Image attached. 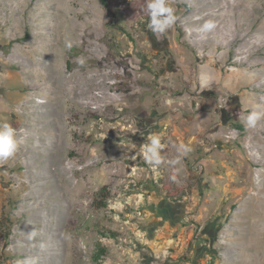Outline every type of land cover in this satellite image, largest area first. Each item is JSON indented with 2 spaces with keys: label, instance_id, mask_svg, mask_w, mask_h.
Instances as JSON below:
<instances>
[{
  "label": "rangeland",
  "instance_id": "rangeland-1",
  "mask_svg": "<svg viewBox=\"0 0 264 264\" xmlns=\"http://www.w3.org/2000/svg\"><path fill=\"white\" fill-rule=\"evenodd\" d=\"M0 219V264H264V0H0Z\"/></svg>",
  "mask_w": 264,
  "mask_h": 264
},
{
  "label": "trees",
  "instance_id": "trees-1",
  "mask_svg": "<svg viewBox=\"0 0 264 264\" xmlns=\"http://www.w3.org/2000/svg\"><path fill=\"white\" fill-rule=\"evenodd\" d=\"M104 2H106V0H103ZM4 224L3 219H0V232H3L4 229H2V225ZM10 236V232H4V238L8 239ZM105 252V248H101L100 249V254H103Z\"/></svg>",
  "mask_w": 264,
  "mask_h": 264
},
{
  "label": "bare ground",
  "instance_id": "bare-ground-1",
  "mask_svg": "<svg viewBox=\"0 0 264 264\" xmlns=\"http://www.w3.org/2000/svg\"><path fill=\"white\" fill-rule=\"evenodd\" d=\"M40 248V247H39ZM36 249H37V247H36Z\"/></svg>",
  "mask_w": 264,
  "mask_h": 264
}]
</instances>
